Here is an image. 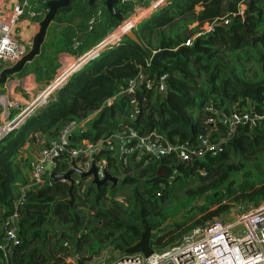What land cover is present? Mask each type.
I'll return each instance as SVG.
<instances>
[{"label": "trees", "instance_id": "trees-1", "mask_svg": "<svg viewBox=\"0 0 264 264\" xmlns=\"http://www.w3.org/2000/svg\"><path fill=\"white\" fill-rule=\"evenodd\" d=\"M94 4L75 9L90 20ZM126 5L132 9L130 1ZM105 13L110 26L117 25ZM134 32L140 43L125 36L120 45L103 51L72 74L55 101L0 140V242L6 219L14 211L19 216V241L0 249V264H70V257L73 264H89L99 247L124 252L134 245L144 224L153 232L151 247L159 250L235 204L254 206L264 199V121L239 125L230 134L217 122L211 139H226L220 150L201 158L180 162L171 153L136 161L132 155L123 164L104 152L107 171L117 183L97 188L89 182L84 193L76 186L70 204L69 183L56 181L28 191L26 201L14 207L28 164L20 157L22 146L37 140V133L48 143L68 120L95 113L79 139L105 136L129 122L141 134L154 130L192 148L206 132L205 121L215 115L209 106L226 113L233 106L264 111V0H170ZM189 40L191 45H185ZM138 74L144 77L134 93L139 111L129 120L135 108L123 90ZM163 74L165 89L160 91ZM146 79L153 81L151 87ZM67 166L64 159L55 170L64 172ZM201 197L206 203L192 205ZM183 211L186 219L173 223L177 232L157 235ZM198 213L202 216L194 219Z\"/></svg>", "mask_w": 264, "mask_h": 264}, {"label": "built area", "instance_id": "built-area-1", "mask_svg": "<svg viewBox=\"0 0 264 264\" xmlns=\"http://www.w3.org/2000/svg\"><path fill=\"white\" fill-rule=\"evenodd\" d=\"M169 1L146 0L141 2L144 3L142 5L136 7L133 5L122 22L115 25L91 50L77 56L73 63L62 61L52 79L31 100L21 101L12 96L0 97V140L47 103L55 101L57 91L73 73L96 58L101 51L120 45L127 31H134L142 20ZM45 3L46 0H0V64L5 62L11 65L28 51L32 39L21 37L20 21L25 13L30 18L42 17L46 12ZM239 14L242 15V11H239ZM95 21L97 19L93 15L89 23L92 25ZM78 45L79 42L75 40L73 47L77 48ZM185 45H191V41L185 42ZM143 78L142 74H138L123 92L134 93L138 82ZM165 78L166 74L159 78L160 91L165 89ZM152 82L146 79V87H151ZM131 102L135 103V111L129 115V120H132L139 111L134 98ZM208 109L213 110L215 115L205 121L206 132L198 136L197 146L192 148L186 144L171 143L154 130L141 134L129 122L121 124L117 131L105 136L79 139V135L87 129L89 116L81 120H68L48 143H44L41 138L36 140L40 144V150L28 160L24 169V182L17 190L18 196L13 205L16 207L25 202L28 191L54 183L47 164L56 167L66 159L68 170L73 167V161L77 168L87 171L94 161L98 176L102 178L104 169L107 170V158L104 152L110 153L123 164L132 155L136 161H139L145 156L160 157L171 153L175 154L180 162L188 161L201 158L206 152L221 149L226 137L211 139L212 133L218 131L217 122L223 123L230 134L239 125L254 126L264 121V111L257 112L252 108L239 111L233 106L228 113L212 109L211 106ZM72 177L75 179V187H79V193H84L86 182L92 180L91 175L80 179L78 173H73ZM243 206L233 205L227 212L202 225H197L173 244L161 250H153V253L147 257L141 253L124 252L114 257H107L104 252L101 257L94 258L89 264H264V199L254 206L247 208ZM18 220L16 211L6 219L0 249L5 251L8 246L18 243Z\"/></svg>", "mask_w": 264, "mask_h": 264}, {"label": "crops", "instance_id": "crops-1", "mask_svg": "<svg viewBox=\"0 0 264 264\" xmlns=\"http://www.w3.org/2000/svg\"><path fill=\"white\" fill-rule=\"evenodd\" d=\"M142 1L146 0H132L130 3L136 7L144 4L141 3ZM127 3L128 2L120 1L114 5L115 10L121 13L123 18L127 16ZM87 5V0H78L76 7L79 9V7L82 6V8H84ZM76 7L71 8V10L58 13L57 18L55 17L47 29L45 41L42 45L40 53L41 55L43 54V56L41 57L40 55L32 62L27 63L21 72L7 77L6 82L0 85V97L5 98L7 96H12L21 101L25 99L31 100L36 97L40 89L52 79L55 74L54 72L59 70V66L62 61L73 63L76 57L82 54L81 52L84 53L91 50L95 44L102 41L109 31L114 28V26H110L112 24L105 13L106 8L103 1L97 0L94 4L95 8L91 17L94 15L97 21H95L92 25L89 23V20L84 17H80L77 13L79 10L75 9ZM41 18L42 17H38V19L30 18L25 13L20 21V26L23 28L21 37L24 39H32V36L38 30V21ZM83 26H85V28ZM66 35L69 41H67V39L65 40ZM75 40L79 42L77 48L73 47ZM102 52L103 51H101L99 55ZM42 58H46V60L42 61ZM37 60L39 61L38 65H35ZM37 74L39 76H37ZM140 82L141 81H139L138 84ZM112 101L113 98L109 99V102H107L106 105H110ZM94 117L95 113L89 116L88 124L94 119ZM39 137L43 139V141L46 139L44 134ZM48 140H50V137H48ZM35 145L36 144L33 145V142L30 141L25 142L21 148L20 157L26 161L31 159L35 155ZM54 167L55 166L50 169L47 164V169H50V173L52 170H55Z\"/></svg>", "mask_w": 264, "mask_h": 264}, {"label": "water", "instance_id": "water-1", "mask_svg": "<svg viewBox=\"0 0 264 264\" xmlns=\"http://www.w3.org/2000/svg\"><path fill=\"white\" fill-rule=\"evenodd\" d=\"M73 0H46L45 7L46 12L43 17L38 21V30L33 35L31 45L28 51L16 62L11 65L5 66L0 70V85L6 82L7 77L12 76L16 73H19L23 70L27 63L32 62L36 57H38L41 53L42 45L45 41V36L47 33V29L49 24L55 19L60 13L63 12V9L69 8L70 4ZM97 0H87L88 5H92ZM104 3L107 11L120 23L123 20V15L115 10V4L117 2L123 0H101ZM62 10V11H61ZM66 11V10H65ZM245 21V20H244ZM126 36L140 43L138 37L136 36L133 30H129L126 32ZM130 97L134 98V93L129 94ZM135 106V103H133ZM73 167L67 170L65 173H57L55 170H52L50 175L52 179L56 181H67L69 183V203L72 204L74 201L73 190L75 188V179L72 177L73 173H78L80 179H85L92 176L91 183H93L97 188L105 185L106 183H117L118 178L112 176L106 169L103 171V177L99 178L97 173V167L95 166L94 161L91 163V167L87 171H83L80 168H77L72 161ZM144 230L141 233L140 239L132 246L126 248L124 253H141L144 256H149L153 253V248L151 247L150 240L152 236V229L150 226L144 224Z\"/></svg>", "mask_w": 264, "mask_h": 264}, {"label": "rangeland", "instance_id": "rangeland-1", "mask_svg": "<svg viewBox=\"0 0 264 264\" xmlns=\"http://www.w3.org/2000/svg\"><path fill=\"white\" fill-rule=\"evenodd\" d=\"M77 1L78 0H73L72 2H71V4H70V6L71 7H76V4H77ZM127 10H128V12L130 13V10H132L131 9V7L130 6H128V8H127ZM127 12V14H129ZM126 14V15H127ZM43 17V16H42ZM19 33L20 34H22L23 33V28H19ZM28 48H29V46H28ZM46 53V52H45ZM5 66H7V64L4 62V63H1L0 64V70L3 68V67H5ZM56 70V69H55ZM38 135L37 136H40V133H37ZM32 137L33 136H31L30 138L32 139ZM40 138V137H39ZM38 138V139H39ZM33 140H34V138H33ZM34 144H36L35 145V147H34V149H35V152L37 151H39L40 149V144L39 143H37L36 142V140L35 141H33V145ZM33 149V148H32ZM33 149V150H34ZM37 152H36V154H37ZM48 167L51 169V168H53V166L51 165V164H48ZM87 184H88V181L86 182ZM110 197L109 196H107L106 197V199L108 200ZM122 196H118L116 199H120V200H122ZM75 200V199H74ZM74 202V201H73ZM204 203H206V200L203 198V197H201V198H199V199H196L195 200V202H193V204L192 205H195L196 207L197 206H200V205H202V204H204ZM237 205H240V204H235V206H237ZM242 205H244L243 206V208H247V207H250L251 206V204H249V205H247V204H242ZM214 207H211L210 209H213ZM82 209H84V207L82 208ZM85 210H88V208L86 207V209H84V211ZM186 216H187V213H186V211H183V212H181V213H179L177 216H175V218L173 219V220H171V221H169V222H167L166 223V225H164L162 228H163V230H161L157 235H163V234H165V233H167L168 231H171V230H173V228H174V226H173V223L174 222H176V221H183L184 219H186ZM200 216H202V213H198V214H196V216L194 217V219H197V218H199ZM212 219H214V218H212ZM211 219V220H212ZM190 222H188V223H186V224H189ZM185 224V225H186ZM185 225H183V226H185ZM174 231L175 232H177V230H175V228H174ZM174 234V233H173ZM167 247V246H166ZM166 247H164V248H166ZM163 248V249H164ZM98 250H99V253L95 256V257H101V255L104 253V252H106V255H107V257H114L115 255H119V254H121L122 252H120V251H118V250H115V249H113L111 246L109 247V246H103V247H99V248H97ZM159 250H161V249H159ZM72 260H74L73 258H68L67 259V261H68V263H72Z\"/></svg>", "mask_w": 264, "mask_h": 264}]
</instances>
